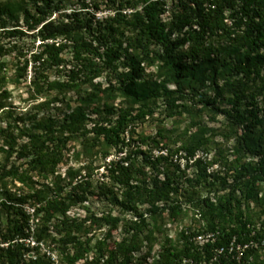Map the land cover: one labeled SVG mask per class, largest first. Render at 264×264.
Segmentation results:
<instances>
[{"label": "trees", "instance_id": "trees-1", "mask_svg": "<svg viewBox=\"0 0 264 264\" xmlns=\"http://www.w3.org/2000/svg\"><path fill=\"white\" fill-rule=\"evenodd\" d=\"M34 1L41 5L39 12L44 9L42 16L29 9L22 10L20 13L26 29H12L7 34L24 38L29 36L28 31L32 32L35 41H53L43 43L41 51L32 52L31 60L35 67L47 64L67 67L63 55L71 50L77 66L70 69L68 83H53V86H74L81 74L92 83L101 76L102 70L118 72L122 67L124 71L120 72L117 86H112L110 90L109 102L101 97L98 88V91L82 96L81 107L60 128L64 136L58 137L51 128L46 135L27 133L25 140L19 142L22 138L15 136L11 128L0 129L3 138L0 153L7 161L13 157L16 159V163L9 167L0 165V185L4 188L8 182L21 184L26 191L20 195V201L30 200L33 203V214L19 210V220L8 218L9 225L1 236L0 259L5 264H52V256L40 255L44 245H54L52 251H59V264H78L81 261L85 264H141L142 260L151 257L154 246L150 242L153 232L149 230V219L159 221L160 204L170 203L175 195H179L184 188L178 182L182 176L166 170L163 180L158 176L149 179L145 168L134 169L130 163L131 155L124 151L130 142L127 135H133L137 124L154 116L156 109L151 104L161 99L172 113L187 108V102L194 107L200 105L202 111L212 106L224 116L229 125L225 137L235 138L236 147L232 161L225 157L222 159L224 166L219 167L224 168V172L216 170L209 174L207 161L198 158L195 161L200 167L197 174L186 180L196 182L206 191L217 187L218 191L227 193L217 199L209 195L199 198L197 204L204 228L195 237L211 234L212 239L200 247L185 233L179 235V245L166 238L161 242L158 256L153 258L152 264H263L259 260L258 249L249 248L244 258L238 259L236 252L230 250V245L264 241V222L261 229L255 220L264 216V0H185L181 12L173 18V27L161 18L165 10V3L161 0H147L142 12L137 11L124 18L115 15L102 22L90 19V12L85 10L62 14L64 6H55L56 0ZM13 7L0 6V15L13 16ZM56 12L62 17L60 21L46 16ZM188 28L190 32L184 38H174L175 30ZM125 31L131 34L127 37V47L132 45V51L140 49V52L123 62L127 50L120 39ZM59 38L62 40L59 41ZM187 44V51L183 50L179 56L180 48ZM151 46L163 51L159 58L162 61L160 77L166 76V79L143 83V63H152L157 57ZM6 53L7 49L0 45V59ZM29 62L27 60L26 70ZM3 68L4 64L0 62V71ZM207 72H210L218 97L222 92L219 79L228 82L226 89L231 97V110L216 108V100L200 91ZM169 82L174 84V90L168 88ZM118 95L139 107L118 112L111 104ZM249 99L253 102L260 99L262 107L251 103L252 108L244 110L243 103ZM90 105H96L94 109L99 115L102 114L99 109L104 108L106 116L102 120L98 118L88 130L84 127L86 112L83 107ZM77 133L84 138L93 134V139L101 141L105 158L111 155L113 149L126 153L118 160H111L105 166L103 176L109 184L126 189L119 205L131 211L133 216L126 218L122 213L117 216L103 214L88 219L91 222L89 225L67 216L70 204L62 202L60 177L51 178L63 159L61 145L69 140L68 135L76 136ZM212 144L211 138L200 129L183 140L180 149L191 162L199 152L208 153ZM165 159L162 157L157 164L151 163L153 170L159 169L157 165L167 161ZM157 172L161 173L160 169ZM35 178L51 179L52 182L41 184L42 188L37 189ZM73 178L69 173L72 194L80 200L91 184L82 181L74 185ZM49 185L54 186L53 197H50ZM108 193H112L110 189ZM100 195L108 194L101 191ZM112 197L115 203L119 202L116 196ZM139 204L147 205V210L140 213ZM252 205L262 209L259 215L246 214ZM53 210L59 211L64 218L52 225ZM180 211L181 206L169 207L170 217L174 219ZM41 213H45V218L32 231L30 221L34 215L37 217ZM100 227H105L106 231L97 237L93 231ZM117 230L122 231L121 240L111 245ZM31 236L34 237L32 243H35L32 247L31 242H26ZM144 245H148L144 257L137 258ZM30 253H33L32 257Z\"/></svg>", "mask_w": 264, "mask_h": 264}, {"label": "rangeland", "instance_id": "rangeland-1", "mask_svg": "<svg viewBox=\"0 0 264 264\" xmlns=\"http://www.w3.org/2000/svg\"><path fill=\"white\" fill-rule=\"evenodd\" d=\"M147 0H56L55 6L63 5L64 10L62 14H68L73 10H85L90 12L88 16L94 21L102 22L107 17H113L115 15L124 18L135 12H142L146 6ZM165 3L164 13L162 14V20L168 24L169 27H173V18L181 12L182 2L185 0H161ZM13 5L15 11L12 15H0V45L7 49L6 55H4L0 62L4 64V68L0 71V129L3 130L11 128L15 136L22 139V142L26 138V134L36 133L46 135L52 128L56 131V135L59 137L64 136L62 129L63 124H66L72 116L81 107L80 99L91 92L99 90L101 97L108 100L111 95L110 90L117 86L120 72L124 71L122 67L116 71L102 70L101 76L92 80V83L84 78V74L80 75L74 86L68 88H62L60 86H53V83L64 84L68 83V76L70 69L77 66L73 62L71 50H67L63 55L67 62V67H55L51 64L45 66H34L31 60L32 52H39L42 48H38V40L35 41L31 36L32 32H28V37L19 38L8 35V31L12 29H26L25 23L22 18L24 9H29L38 16H42L45 12L44 9L40 12L38 8L41 6L34 0H0V6ZM97 5V6H95ZM51 20L60 21L61 15L56 12L52 15H47ZM190 32V29H178L175 30L174 38L182 39ZM124 37L120 39L125 43L124 48L127 50L124 52L123 62L128 58H132V54H138L140 49L132 51V45L127 47V37L131 36L128 31L124 32ZM62 38H59L61 41ZM189 44L183 46L179 50V56L181 52L187 51ZM129 48V52H128ZM151 51L156 54L154 62L145 61L142 67L145 70V74L142 77L143 83L145 82H162L166 79V76H162L160 72V66L162 61L159 59L162 56L163 51L159 47L151 46ZM25 56V57H23ZM155 57V56H154ZM28 69H25L26 62ZM95 63L100 64L99 61ZM221 95L218 97L216 87L213 86L210 72H207V78L201 85V92L209 96L211 99H215V107L223 110H231L232 103L229 92H227L226 86L228 82L226 80L219 79ZM255 85V84H254ZM168 88L174 90L175 86L172 83H168ZM253 87V86H252ZM256 87V86H255ZM98 88V90H97ZM254 88V87H253ZM188 92V89H187ZM116 95V94H115ZM259 101V102H258ZM109 102V100H108ZM104 101L101 103L103 104ZM251 103L258 105L261 108L260 99L253 102L252 99L243 103V109L249 110ZM111 104L114 105L118 112L128 110L129 108H138L139 105L135 102L128 101L120 97L119 95ZM187 108L180 109L175 113H172L165 105L163 100L154 101L151 106L156 109L153 117H149L145 122L137 124L134 129L133 135L130 133L127 137L130 139L129 145L125 147V151L128 155H131V164L134 169L145 168L148 173V178L152 179L158 176L161 180L164 178V172H177L176 175L182 176L178 182L183 184L184 188H181L179 195H175L172 202L160 204V213L158 220L149 219L151 236V244L154 249L151 257L147 260H142L141 264H152L153 258L158 256L161 242L166 238L172 240L176 245H179V235L185 233L189 240L195 242L200 247L206 243V238L198 239L195 234H198L204 228V222L199 216L198 201L199 198L211 196L212 198L224 197L226 192L218 191L217 187L213 190H204L192 181L187 182V179H192L197 174L199 166L195 164L196 159L203 158L207 161L209 167V174L215 173L216 170L224 172V168L219 166L223 165V157L232 161L235 158L236 139H226V134L229 132V125L226 122L224 116L213 108L209 107L207 110L202 111V107L194 105L191 102H187ZM96 106V105H95ZM95 106L83 107L86 112V119L84 127L88 130L92 128L94 123L98 120L105 118L104 108L99 109L102 112L99 115L95 111ZM203 130L206 136L211 138L214 142L209 147V152L201 151L196 155V158L188 162L185 157V153L181 151L183 140L190 135ZM235 130L236 127L234 128ZM240 133L241 131L238 130ZM69 140L65 145H61L63 159L61 164L56 170L55 176L51 179H60L59 184L62 189L61 199L65 204H70L67 216L71 220H78L81 224L89 225L91 222L87 220L91 217H100L103 214H113L117 216L122 213V216L129 218L133 216L131 211L123 209L119 203L122 201L125 188L120 185H111L107 179L103 176L105 173V166L111 160H118L126 155V153H120L118 150L113 149L110 151V156L104 157V147L101 141L94 138L91 134L84 138L81 133H77L76 136L68 135ZM63 138V137H62ZM2 137L0 136V146H2ZM252 144V142H250ZM165 157L167 161H161V165H157L161 171L153 170L151 163L157 164V160ZM216 160H218L216 163ZM252 160V159H251ZM256 160V159H254ZM15 157L7 161L3 154L0 153V165L3 167L5 164L9 167L15 162ZM189 164H188V163ZM19 164V163H17ZM154 164V165H155ZM189 166V167H188ZM69 173L73 178V184L78 182L88 181L91 184L87 193L81 195L80 200H76L72 194L71 187L69 185ZM175 175V176H176ZM35 178V188L41 189V184L47 185L52 181ZM51 189L50 197L55 196L53 192L54 186L49 185ZM112 193H108V190ZM186 190V191H185ZM26 191V187L18 183L8 182L7 187L0 185V245L2 243L1 236L5 234V229L8 227V218L13 220L18 219L19 210H23L28 214H33L32 201L21 202L20 195ZM101 191L107 193V196H102ZM196 192V193H195ZM194 194L192 199H189L191 194ZM112 195L116 196L119 201L115 203ZM5 204V205H4ZM181 206V211L177 212L176 219L170 217L169 207ZM140 213L147 210V205L139 204ZM261 208L251 206L250 212L246 214L257 216L261 213ZM264 210V209H263ZM246 211V210H245ZM53 218L51 224L53 225L56 220H61L64 217L59 211H51ZM45 213H41L37 217L34 215L30 221L32 231L40 225ZM150 217L149 215H147ZM36 219H35V218ZM256 225L263 229L262 223L264 222V216L260 219L255 218ZM159 227L161 230H159ZM106 231L105 227H100L93 231L97 237H101ZM122 237V231L117 230L113 239L110 242L111 245L114 242H119ZM34 241V237H29L26 241L28 244ZM149 243V241H147ZM146 244V243H145ZM150 244V243H149ZM4 246V245H2ZM148 245H144V249L137 258L144 257ZM54 245H44L41 248V256H51L50 262L56 264V259L59 257V251L54 250ZM260 262L264 264V245L258 251ZM30 257L33 253L29 254ZM253 260V259H252ZM0 264H5L3 259H0ZM78 264H85V261H81Z\"/></svg>", "mask_w": 264, "mask_h": 264}, {"label": "built area", "instance_id": "built-area-1", "mask_svg": "<svg viewBox=\"0 0 264 264\" xmlns=\"http://www.w3.org/2000/svg\"><path fill=\"white\" fill-rule=\"evenodd\" d=\"M37 42H38L37 44L39 46L38 48H40L43 43H53V41L42 42L40 40H38ZM203 238H206L205 241L208 242L210 239H212V235L210 234V235H207V236H201L198 239L202 240ZM32 245H35V243L34 244L32 243ZM263 245H264V241L263 242H258V240L257 241L254 240V241H252L249 244L248 243H245V244H235L234 243V244L230 245V250L231 251H235L237 258L241 259V258H244L245 253H247V250L249 248H255V249L260 250ZM51 256L54 257L53 254H51ZM54 264H55V262H54ZM56 264H59L58 263V259H56Z\"/></svg>", "mask_w": 264, "mask_h": 264}]
</instances>
